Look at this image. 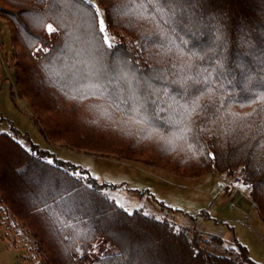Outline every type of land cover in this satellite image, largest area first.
Here are the masks:
<instances>
[{
    "label": "trees",
    "instance_id": "1",
    "mask_svg": "<svg viewBox=\"0 0 264 264\" xmlns=\"http://www.w3.org/2000/svg\"><path fill=\"white\" fill-rule=\"evenodd\" d=\"M98 1L114 48L88 0H0L15 83L43 137L185 177L237 173L264 221V0ZM18 135L0 132V204L46 264H261L236 239L213 253L197 232L128 211L109 183ZM100 238L119 251L92 256Z\"/></svg>",
    "mask_w": 264,
    "mask_h": 264
},
{
    "label": "rangeland",
    "instance_id": "2",
    "mask_svg": "<svg viewBox=\"0 0 264 264\" xmlns=\"http://www.w3.org/2000/svg\"><path fill=\"white\" fill-rule=\"evenodd\" d=\"M92 4L99 7L106 22L99 1L92 0ZM1 20L5 22L0 15V24ZM3 30L6 35L4 32L0 34L7 44L10 39L7 25ZM106 34L112 44L118 40L108 28ZM7 46L6 49L1 47L2 51L6 50L1 58L7 60L0 58V70L2 66L5 70V80L0 81V132L19 128L21 137L18 135V139L24 143L29 141L26 139L29 136L38 147L51 152L52 157L69 161L85 169L99 182L109 183L104 191L128 211L140 208L159 219L168 220L189 235L197 232L201 246L213 253L228 254L236 248V239L246 246L251 259L264 264V221L249 197L248 186L239 180L237 173L226 176L214 171L185 177L139 161L79 152L49 143L39 133L35 113L17 88L13 50ZM118 251L114 244L103 238L95 241L90 250L92 256ZM0 264H46L33 236L1 204Z\"/></svg>",
    "mask_w": 264,
    "mask_h": 264
},
{
    "label": "snow or ice",
    "instance_id": "3",
    "mask_svg": "<svg viewBox=\"0 0 264 264\" xmlns=\"http://www.w3.org/2000/svg\"><path fill=\"white\" fill-rule=\"evenodd\" d=\"M88 2L91 4L92 0H88ZM95 16L99 17L97 35L101 36V42L104 45H107L108 48H114V45L110 41L109 35L106 34L107 25H106L105 19L101 16V11H100L99 7L95 8ZM47 29L50 32L54 31L53 26L51 24L47 25ZM182 107L184 108V113H183L184 116L190 120L198 114V112L201 108V106L198 104L197 100H193L190 105H184ZM245 115H251V113H247ZM208 155L210 157H212L213 159L215 158L212 153H208ZM49 163H51V162L49 161ZM38 211H44V210L38 209Z\"/></svg>",
    "mask_w": 264,
    "mask_h": 264
},
{
    "label": "crops",
    "instance_id": "4",
    "mask_svg": "<svg viewBox=\"0 0 264 264\" xmlns=\"http://www.w3.org/2000/svg\"><path fill=\"white\" fill-rule=\"evenodd\" d=\"M1 21H3V20H1ZM6 26V23L3 21L2 22V24H0V33L2 32H4V35H6V32L3 30V26ZM8 28V27H7ZM3 30V31H2ZM8 36H9V30H8ZM0 37H1V39H0V44H1V46H0V58L1 57H3L4 55H3V53H5L6 52V50H4V51H2L1 50V47H3V48H5L6 49V46L9 48L10 46H11V51L13 50V47H12V44H11V42H10V39H9V43H5L6 41V39L5 38H2V34H0ZM10 38V37H9ZM2 55V56H1ZM2 59V58H1ZM1 59H0V61H1ZM3 60V59H2ZM5 60H7L6 58L3 60V61H5ZM2 68L3 69H1L0 70V75L2 74V77H0V81H4L5 80V78H3L4 77V73H5V70H4V67L2 66ZM35 118H36V115H35ZM37 124H38V121H37ZM39 125V124H38ZM39 129V128H38ZM18 130H20L19 128H18ZM39 131V130H38ZM39 133L41 134V132L39 131ZM42 135V134H41ZM19 137H21L20 135H19ZM20 139V138H19ZM26 139H28L29 141H27V140H25V143H24V141H22L21 139H20V142L22 143V144H24V146L25 147H28L29 145H30V143H35V144H37L38 145V143H36V142H34L33 140H31L30 139V137L29 136H27L26 137ZM27 145V146H26Z\"/></svg>",
    "mask_w": 264,
    "mask_h": 264
}]
</instances>
